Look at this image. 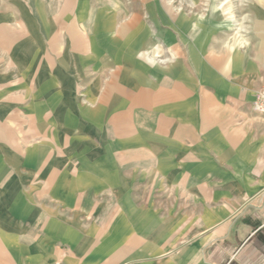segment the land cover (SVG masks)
Listing matches in <instances>:
<instances>
[{"label":"crops","instance_id":"crops-1","mask_svg":"<svg viewBox=\"0 0 264 264\" xmlns=\"http://www.w3.org/2000/svg\"><path fill=\"white\" fill-rule=\"evenodd\" d=\"M219 10L233 17L232 10ZM182 21L184 36L189 22ZM148 42L141 33L133 48L142 49ZM170 42L176 57L184 58L181 42ZM189 48L190 57L198 60L191 44ZM232 71L224 69L221 74L216 92L221 101L214 104L213 97H207L202 103L200 99L198 110L185 83H175L174 68L162 84H143L149 69L138 73L140 82L134 89L112 83L98 103L78 106L87 122L80 117L65 121L64 114L76 112L77 107L63 103L64 95L57 104L55 100L41 108L35 131L54 142H39L24 153V161L37 163L33 175L40 184L23 193L20 186L9 185L0 196V229L7 230L5 236L0 233V264H264V121L246 105L259 86L248 79L256 73L254 64H238L230 85L225 75ZM112 80L124 83L126 79L118 73ZM203 90L199 93H206ZM46 123L55 129L47 130ZM73 128L77 133L72 134ZM0 129V139L13 154L18 152L13 147L14 134L7 128L6 138ZM64 145L69 146L71 158L81 161L83 174L57 164L67 159ZM159 177L173 193L197 194L196 203L202 209L211 192L249 195L229 206L234 211L227 218L178 248L152 258L127 260L128 255L142 252L143 240L158 245L162 239L158 220L143 212L154 201L132 195L138 189L152 192ZM146 178L152 183L141 184ZM219 198L216 195L214 201ZM187 201L184 198V208L190 206ZM15 241H23L21 253H14ZM21 255L25 260H15Z\"/></svg>","mask_w":264,"mask_h":264},{"label":"rangeland","instance_id":"rangeland-1","mask_svg":"<svg viewBox=\"0 0 264 264\" xmlns=\"http://www.w3.org/2000/svg\"><path fill=\"white\" fill-rule=\"evenodd\" d=\"M220 8L232 10L233 17L222 15ZM183 18L189 22L184 36ZM222 23L232 27L221 26ZM141 33L149 42L136 50L133 46ZM170 40L181 42L179 50L185 52L184 58L176 57L177 50ZM189 44L199 56L196 61L190 57ZM246 62L256 68L248 79L261 87L264 0H0V127L6 138L7 128L10 129L14 134L13 147L19 149L13 154L8 149L10 145L0 139V191L13 185L20 186L23 193L40 184L38 176L33 175L37 163L24 161V153L28 148H37L39 142L53 144L51 137L37 135L34 122L39 110L55 100L57 104L59 96L64 95L63 103L77 107L76 112L69 110L64 114L65 121H78L80 117L87 122L81 117V108L98 103L112 83L134 89L140 82L138 73L149 69L143 84H162L166 73L174 68L175 83H185L198 110L200 99L202 103L207 97H213L214 104L221 101L216 92L222 84L223 70L232 68V73L225 75L231 85L236 78L235 68ZM118 73L125 75L124 83L112 80ZM60 76L64 78L61 80ZM200 88L206 93H199ZM246 102L249 109L251 103ZM46 114L50 116L49 112ZM46 126L47 130L55 129L52 124ZM71 131L77 133L74 128ZM63 153L66 161L57 164L71 168L73 173L85 172L81 161L71 158L69 146H63ZM150 183V178H146L141 184ZM153 183L157 187L152 192L138 189L132 195L137 200L154 201L153 207L143 212L158 220L162 239L158 245L156 241L143 240L142 252L128 255L127 260L152 258L178 248L227 218L234 211L229 206L249 195L211 192L207 194V207L202 209L196 203L197 194L173 193L163 177ZM216 195L220 197L217 203ZM184 198L187 204L190 200L189 208L183 207ZM31 201L38 202L36 198ZM6 231L0 229L4 236ZM22 244L23 241H15V254L21 253L18 250ZM15 260L21 262L25 258L16 256Z\"/></svg>","mask_w":264,"mask_h":264},{"label":"built area","instance_id":"built-area-1","mask_svg":"<svg viewBox=\"0 0 264 264\" xmlns=\"http://www.w3.org/2000/svg\"><path fill=\"white\" fill-rule=\"evenodd\" d=\"M250 109L256 118L264 121V84L254 91Z\"/></svg>","mask_w":264,"mask_h":264}]
</instances>
